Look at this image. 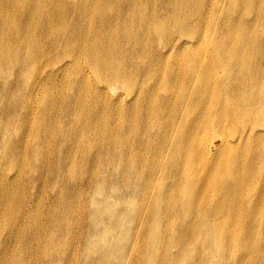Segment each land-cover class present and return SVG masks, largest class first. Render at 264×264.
<instances>
[{
  "label": "rangeland",
  "instance_id": "374dc122",
  "mask_svg": "<svg viewBox=\"0 0 264 264\" xmlns=\"http://www.w3.org/2000/svg\"><path fill=\"white\" fill-rule=\"evenodd\" d=\"M175 3H112L120 14L110 16L109 4L0 0V264H264V82L256 94L257 71L264 78V0H227L221 10L217 0L181 3L185 14L202 12L205 44L212 36L224 37L215 16L236 22L245 36L237 41L232 33L216 53L236 60L234 68L219 61L207 71L208 51L191 58L192 46L180 43L191 34L170 19L166 33L158 28L163 21L128 25L147 31L146 43L129 50L134 63L129 62L123 53L127 39L115 42L121 15L130 8L129 20L140 22L153 10L158 19L181 11ZM136 36L132 32L130 42ZM165 45L170 53L157 60L154 52ZM121 67L126 74L112 79ZM161 71L170 80L169 94L159 90ZM211 89L219 93V111L225 103L238 106L240 98L245 112L257 102V115L246 117L250 125L213 128L221 116L211 109ZM158 110L176 115L179 125L187 112L198 110L208 126L204 136L216 146L221 136L250 127L246 140H231L226 148L229 175L221 177L227 167L220 169V161L211 168L201 162L199 175L189 157H182L177 132L162 149L146 115ZM118 115L130 119L129 130L120 129ZM94 124L129 145L121 150L109 138L100 139L102 156L95 160V147L89 146ZM159 190L181 196L168 199L167 211L153 210V204L164 206Z\"/></svg>",
  "mask_w": 264,
  "mask_h": 264
},
{
  "label": "bare ground",
  "instance_id": "6f19581e",
  "mask_svg": "<svg viewBox=\"0 0 264 264\" xmlns=\"http://www.w3.org/2000/svg\"><path fill=\"white\" fill-rule=\"evenodd\" d=\"M73 1H78V2H82V3H86V4H109L110 5V16H114V15H119L120 13L115 10L114 6L112 5V3L118 4L120 2H122L123 4L126 5V7H132L135 4L136 0H114L112 2H110V0H73ZM176 3L175 5L180 6L181 9V3L184 0H175ZM190 1V4H195V0H188ZM210 1V0H209ZM219 3L218 5H215L217 10H221L220 7L222 5V3L226 2L227 0H217ZM169 4H174L172 2H170ZM206 9L208 10V6L206 7ZM263 10V15L259 16V18L261 19V23H264V6L262 8ZM132 9H127L125 10V16L123 17L121 15V21L120 19L118 20V22L120 23V26L118 28H113L114 30V36H115V42L118 43L119 41H121L122 39L126 38L127 39V45L124 47L123 49V53H125V58L131 62L134 63L133 61H131L128 58V52L131 48L134 47V45H139L142 46L146 43V33L147 31L144 29H140V28H130L128 25H139V24H153L156 23L158 21H163L162 26L158 27L161 31L164 30V33L167 32V27L165 25V21L170 19V24H174L175 27L177 28V30H183V31H187L191 34V39L188 38H184L183 40H181V46L186 45V44H190L192 46V51L191 53H189V56L192 58L194 56H197L198 53L202 54L203 50L208 51V53H206L204 59L206 62V70H214L216 69L218 62L220 61L221 64L219 66H223V65H231L233 68L236 67V60L234 61H226V60H222V57L220 55L216 56V53L223 48L226 44H227V40L230 39V36L232 35V33L235 36V40H239L240 36H245L244 33L239 34V30L236 27V22H232L230 21V18L228 16H226L225 14H223V16L217 15L215 16V20H218L219 18H221V22L219 23L218 28L224 33V37H218V36H212L211 37V42L206 41V44L202 38V32L200 33V31H202V27L199 24V20L200 19H204V16L202 14V12L200 10H191L189 9L187 11V13L185 14V9H181V11H179L178 13L174 11H171L167 14H165L164 17L162 18H158L155 19L154 17V12L153 10L149 11V14L147 16V18L143 21L140 22H136V21H131L129 20L132 16ZM91 13H93L95 16L98 17H102V14L100 13L99 9H94L91 11ZM188 17H192V19L194 20L195 23L191 24L190 23V19H187L186 22V18ZM212 15H214V13H212ZM142 18V17H141ZM140 18V19H141ZM236 20L234 17L231 18ZM171 28V26H170ZM101 30V29H100ZM262 31H264V27L262 29ZM132 32L134 34H136L137 36L134 38V40L132 42L131 41V36H132ZM213 35H216V28L213 27ZM237 34V35H235ZM221 38V39H220ZM227 39V40H226ZM260 44L263 46L264 48V40H259ZM134 44V45H133ZM213 44V45H212ZM209 46H211L212 48H209ZM209 51L211 53H209ZM145 52V50H144ZM170 53V46H168L166 48V45L158 52L155 51L153 55H156L155 58L157 60H160L167 57L168 54ZM263 54H264V49H263ZM193 66H195V63L193 64ZM207 70V71H208ZM126 73L124 72L123 68L121 67V70L119 71L118 68L115 70V72L113 74H111V78L112 79H119V77H123ZM262 73H260L259 71H257V75H258V79H257V83H256V94L257 96L262 92V84L264 82V78H261ZM193 77L195 80H198L201 76L199 74L198 71H195L193 73ZM106 78H109V76H107ZM128 78V77H126ZM158 81H159V90L164 92L165 94H169L171 91V85H170V80L166 74V71H161L158 74ZM214 80H215V76H214ZM204 81V80H203ZM211 86V83H210ZM182 88H180L179 93L182 92ZM232 90V89H230ZM211 94L215 97L216 102H213L214 104L211 106V109H213L215 111V113L218 110V103H219V93H217V90H212L211 89ZM207 92V90L205 91ZM226 92H228V89L226 90ZM178 93V95H179ZM199 95V94H198ZM198 95H195L196 97ZM155 97V96H154ZM121 100V98H120ZM197 102L200 101L199 96L197 97ZM241 103L233 106H229L228 103L222 104L224 106H227V108L225 109H221L219 111L220 114V118L218 120H215L211 123V125H213V128H215L216 126H226L228 123L230 124H235L237 125V128L240 126H245V125H250L249 123H247L246 117L256 114L257 115V111L255 109H257V102H252L253 105L255 106V108L251 109V111L249 110L248 112H245L246 108L243 107L245 105V102L240 98ZM229 102V101H228ZM216 103V104H215ZM179 108H181V105L179 106ZM185 111V110H182ZM214 113V114H215ZM148 116V118L151 120V123L153 126H155L154 131L156 133H159L160 135L155 137V140L160 139L161 143H162V149L165 148V145H169L171 142V139L173 138V135L175 136L176 132H177V136L175 139V142H177L178 146L180 148H183L184 151L182 152V157H189L190 159V164H192L194 167H196V169L199 172L200 175V171H201V162L204 163L206 166H209V168H211V166L213 164H217L220 163L223 165L219 164V168L220 169H225L227 167V169L221 174V177L224 174H227V176L229 175V165L231 162V155L229 154L228 150H226V148H228L229 146H232L233 143L231 142V140H233L234 142L237 143H241L243 140H246L249 137V134H245V130L246 129H251L250 127H242L240 129H238L231 138L226 137V136H221L220 141H219V145H215L214 142H212V139H209L208 137L204 136L205 132L207 131V123L204 119H200L198 117V110H197V114L195 113V111L193 112H187V114H185L184 119H183V123L181 125H179V123H174V119L175 116H173V114L170 115H166L165 113H163L162 111L158 110V112H154V113H150V114H146ZM216 116H218V114L216 113ZM179 118H181V112H179L178 115ZM118 118L120 119V129H128L129 130V126L131 125L130 119H127L126 117H123L121 115H118ZM78 120L82 121L84 119L79 118ZM129 120V121H128ZM186 123H190V126H188ZM260 125L258 124V122L253 126H257ZM264 129L263 125H261L259 127V130L262 131ZM149 130V126L146 125L144 131L146 133L145 137H144V133H143V141L144 144H147L149 137H147V132ZM102 128L100 126H98L97 124H94V129H93V133H94V138L93 140L89 143L90 147H95V160L100 159L102 154L101 152V145L99 144L100 139H104V140H108V136L106 134H102L101 133ZM72 132V130H70V133ZM131 132V130H130ZM118 138H120L118 140ZM141 138V139H142ZM109 142L110 145H115L118 144L121 150H124L125 146H128L129 143L127 142V140L125 138H121L120 136L117 137H111L109 138ZM127 142V143H126ZM240 145V144H239ZM237 146V144H236ZM127 149H129L127 147ZM119 151V150H118ZM162 151V150H161ZM142 160V156L139 157ZM138 159V158H135ZM226 163H228L226 165ZM160 191V190H159ZM164 202V206L161 208L160 205H156L153 204V210H158V209H163L164 211H167L170 207L168 205V199H170L171 197H175L176 200H178L180 198L181 195H179V193L177 191L173 192V191H160ZM145 193V188L143 187V193L141 194V196H143ZM228 211V210H227ZM166 217L169 216H173V214H165ZM212 217V216H211ZM214 218V217H212ZM195 220L192 218V222H194ZM196 222V221H195ZM212 224V223H211ZM214 225L212 224L211 227H213Z\"/></svg>",
  "mask_w": 264,
  "mask_h": 264
}]
</instances>
